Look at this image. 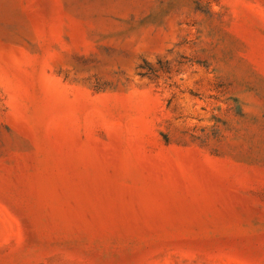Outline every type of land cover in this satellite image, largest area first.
<instances>
[{
    "label": "rangeland",
    "instance_id": "374dc122",
    "mask_svg": "<svg viewBox=\"0 0 264 264\" xmlns=\"http://www.w3.org/2000/svg\"><path fill=\"white\" fill-rule=\"evenodd\" d=\"M0 264H264V0H0Z\"/></svg>",
    "mask_w": 264,
    "mask_h": 264
}]
</instances>
